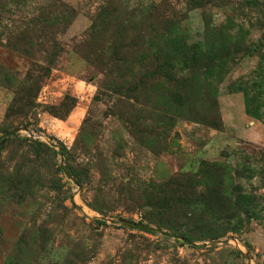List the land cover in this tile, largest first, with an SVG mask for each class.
I'll list each match as a JSON object with an SVG mask.
<instances>
[{"label":"rangeland","instance_id":"1","mask_svg":"<svg viewBox=\"0 0 264 264\" xmlns=\"http://www.w3.org/2000/svg\"><path fill=\"white\" fill-rule=\"evenodd\" d=\"M0 264H264V0H0Z\"/></svg>","mask_w":264,"mask_h":264},{"label":"trees","instance_id":"2","mask_svg":"<svg viewBox=\"0 0 264 264\" xmlns=\"http://www.w3.org/2000/svg\"><path fill=\"white\" fill-rule=\"evenodd\" d=\"M50 14V13H49ZM50 16H52L50 14ZM53 18L55 17V15L52 16ZM42 21H44L42 19ZM47 25V24H45ZM169 37V36H168ZM143 54H139L138 59L136 61L133 62V66H132V70L130 72V76H131V80H137L139 82H142L144 80L145 77V73L147 72V70L149 68H154V64L155 62H157V55L156 53H153V55L150 57V63L148 64L145 59L146 57L142 56ZM140 89V88H139ZM140 100L142 101L141 104L144 108L148 107L151 110H156L155 106H154V101L149 100V99H143L140 98ZM165 112H161V114H164ZM150 120H153L157 117V115L154 114H148Z\"/></svg>","mask_w":264,"mask_h":264},{"label":"water","instance_id":"3","mask_svg":"<svg viewBox=\"0 0 264 264\" xmlns=\"http://www.w3.org/2000/svg\"><path fill=\"white\" fill-rule=\"evenodd\" d=\"M63 171H64V173H65V174H67V172H66L65 168L63 169Z\"/></svg>","mask_w":264,"mask_h":264}]
</instances>
